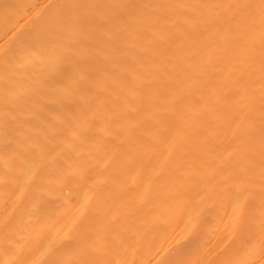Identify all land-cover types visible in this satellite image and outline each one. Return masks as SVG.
Segmentation results:
<instances>
[{"label": "bare ground", "instance_id": "obj_1", "mask_svg": "<svg viewBox=\"0 0 264 264\" xmlns=\"http://www.w3.org/2000/svg\"><path fill=\"white\" fill-rule=\"evenodd\" d=\"M8 1L6 0L5 3L13 6L15 2L16 7L21 10L22 5L20 6L19 0L18 3L16 0H10L11 4ZM26 1H24L25 4L32 3L30 0L27 3ZM46 1L41 0L40 4L36 2L37 6L34 4L36 10L41 8V12H45V16L41 12L39 15V10L35 14L31 8L32 12L29 11L31 15L29 12L30 16L27 15L29 20H25L28 18L24 15V3H22L24 4L23 12L21 11L24 14L21 16L20 12L18 15L13 13L16 7L8 6L9 9L7 4L3 6V0L2 2L0 0L2 3L0 12L5 7L6 10L3 11L6 18L11 13L14 14L12 18H17L19 14L23 18L26 16L23 19L25 22L20 19L23 21V26L17 23L21 17L16 21L8 17L16 24L8 20L10 23L6 26V30L9 29L10 33L7 36L10 39L5 36L6 41H0V43L4 42L2 46L0 45V264H58L60 262V264H105L106 259L113 264H264V225L261 224L264 223V216L261 223L260 218H257L261 224L257 225L261 229V232H257L258 237H249L251 232L249 225L254 224L250 222L254 221L255 216L249 213L253 211V208L252 210L246 208L248 216L251 214V217H245L247 206H244V199L247 200L248 193L252 197L258 196L253 194L256 187L254 190L253 188L248 190L246 194L245 187L249 184L245 183H249V179H251L250 185L254 183L252 184L254 186L255 183L257 185L259 184L257 182H260L259 186L262 185V190L264 189V181H260L264 180V175L261 174L264 171L262 149L264 123L257 121L262 120L264 116V0H140V2L135 0L138 5L142 1L143 12L142 10L139 12L142 14L145 12L143 25L140 23L141 18L140 21L138 20L142 14L138 13L140 16L137 18L142 25L137 27L141 28L138 31V36L141 33V37L138 39L137 35H134L133 37L137 39L132 40V34L131 37L128 36L131 39L128 40L127 37L125 43L121 42L122 39L118 40L121 42L120 45L116 44L117 37L111 39L115 34L112 28L114 26L117 28L116 22L122 20V17L116 22H109L111 25L112 22L116 23L110 28L113 33L109 39L116 42L106 46L105 41L101 40L105 36L103 32L101 33L103 36H100L101 41L99 36L96 37L97 32L99 35V30L103 28H98L101 23L97 29L90 30L95 24L92 18L98 13L101 16L102 9H99L100 12L98 8L92 9L98 13H92L90 9L89 14L87 10L80 11L90 16L94 14L91 18L84 13L89 19H84L85 16H83L82 20L84 19L83 21L88 25L91 24L90 29L87 27L86 30L91 31L98 40H95L88 30V32L84 30V33L81 32L83 37L79 35L80 39L77 30L81 31V28L78 26L74 31L70 28L72 26H68L73 24L77 27L80 23L81 27L83 26L81 16L77 17L79 10L74 14L77 20L81 21L76 22L77 20L72 19L76 22V26L73 21L70 22L71 24L68 22L74 14L71 13L72 16L69 15V17V10L65 11L68 14L63 12L66 7L62 6L71 0H62L57 6L52 0L54 4L49 2V7ZM73 1L75 0L70 3ZM87 1L90 0L80 2L87 4ZM92 1L89 3H100V0ZM109 1L106 3V0H102V4L105 2L104 6L109 7L111 5ZM118 1L116 6L119 4ZM126 1L125 4L124 1L122 2L124 6L121 2L119 5L124 9L125 6L127 9H132V4L130 7L127 5L132 0H128L127 3ZM76 3L79 4L76 1L74 2L76 6L68 4L67 7L74 6L73 10H70L76 11ZM82 3L79 5L84 8ZM59 5L63 9L61 15L57 13ZM112 5L115 3L112 2ZM140 5L136 8L140 9ZM30 6L33 7L31 4L28 5ZM55 6L57 15L56 13L54 16L51 15L53 18L56 15L58 21L59 18L62 19L64 13L68 18V28L65 25V16H63L65 23L59 20V23L56 21L55 25L52 18L47 17V22L50 18L52 21L48 22L51 28H47L51 30L47 31L45 29L48 24L46 20L43 22V19L49 16V10L52 9L50 7L55 8ZM92 6L89 5V7ZM99 6L94 5V7ZM118 7L116 10H119ZM47 8L49 14H47ZM135 9L131 10V12L136 11L134 15L137 13ZM116 10L114 11L117 14ZM108 12L112 11L108 10ZM125 12L129 13V10ZM125 12L122 16L124 18L126 16L125 19L129 20L128 15L133 16V14ZM115 13L111 15L114 16ZM4 15V18L2 16L0 18L2 27L7 25L6 21H2V19L6 20ZM40 16H44L41 19L43 24L40 23ZM113 16L112 19L109 17L106 19L104 14L101 18L107 21L115 20ZM118 17L121 18L120 15ZM30 18L33 19L32 22ZM98 18L96 17V20ZM26 21L30 23L27 22V24ZM2 22L6 23L1 24ZM34 22L37 26H33ZM109 23L104 25L110 26ZM136 23L134 25H137ZM60 24L64 26L61 25L60 28ZM86 24L84 26H87ZM127 24L126 26L131 28ZM38 25L43 28H39ZM52 25H58L57 32ZM122 25L119 27L121 26V29L124 32L127 30L125 33H128L130 29H123ZM24 27L26 31L29 27L34 28V31L32 29L27 31L30 37L23 30V34L20 33ZM115 27L114 31H117ZM35 28H38L37 31ZM62 28L71 30L66 31L67 36L68 33L71 34L69 36H75V32L77 38L68 39L65 36L68 40L65 41L64 37V41L60 40L62 33L66 34ZM134 28L136 26L132 30ZM11 29L17 30V34ZM39 29L44 32V35L46 33L48 35L53 29L55 34L50 33L48 37L51 35L50 39L53 40L56 35H60L57 36L59 41H56L58 39L56 37L55 41H51L53 46H49V39L40 37L44 35H38ZM105 29L109 30V27L106 26ZM58 30L62 31H60L61 34ZM94 30L97 32H93ZM5 31L3 35L2 30L0 31L2 38L6 35ZM19 33L26 38H21ZM136 33L137 31L134 34ZM84 35L88 38L92 36V39L84 38ZM123 35L119 37L124 38ZM15 36L21 38L18 39L22 43L21 46H19L18 37L15 38ZM36 36L42 41L37 40ZM12 38L13 42L17 40V46L11 41ZM7 42H10V46L5 45ZM61 42L65 43L62 45ZM234 82L236 83L233 84ZM239 82L241 84H238ZM220 83H224L223 87ZM225 83L229 84L225 85ZM211 90L217 91V97L213 95L214 98L213 96L210 98L209 94H213ZM227 90L233 94H236L234 90H237V95L241 92V99L239 96L236 97L239 98L238 100L243 99L242 103L236 101L237 98L235 99L233 94L231 96L234 97L233 99L226 98L223 94L228 93ZM248 91H253V96H250L258 99L257 104H255L256 99L254 103L253 99L249 98ZM242 92L247 93L244 96ZM221 93L228 101L222 97ZM197 95L201 98V101L198 100L201 106L196 104ZM246 96L252 99V104ZM219 97L223 99L217 100ZM221 100L226 102L223 103ZM256 116L258 119H254ZM209 123L213 130L209 129ZM203 130L207 131L206 135L214 134L216 130L219 134L221 131L219 135L217 134L218 138L215 136L216 133L214 136L212 134L208 136L213 142L217 141V149H213L214 146L212 148L214 152L209 150L211 147H205L202 151L205 145L212 144L204 138ZM203 133L204 139L200 137ZM258 142H261L263 146L261 147L260 144V148L257 146L260 151L255 147V143L258 144ZM201 145L202 149H200ZM248 145L252 149L248 148ZM214 153H217V157ZM227 153L230 154L227 156ZM254 153L257 159L245 162L244 159L255 157ZM221 154H225L222 163L218 162L221 158L223 159ZM248 154L251 156L247 157ZM242 155L246 157L243 158ZM209 157L217 159H213L211 166L215 165L217 169L221 166L220 171H225L223 172L224 180L220 178L222 182L218 180V176H222L219 169L217 171L213 169L214 166L211 169L210 165V167L204 166L207 158V164L211 163L208 162ZM241 157L244 163H247L246 167L243 166L244 163L240 164ZM200 159L204 161V164L200 163ZM261 160L262 163H260ZM214 161L220 165L217 163L216 166ZM252 161L254 164L251 163ZM256 161L259 162L258 165H262L258 166ZM248 163L253 166L250 168ZM199 166H203L204 169ZM206 167L210 169L209 173L211 171L212 173L215 171V175L218 173L217 181L221 182V184L216 183L218 187L212 183L217 182L214 173L208 176L209 170ZM247 167L250 169L247 170ZM253 167H263L262 172L260 173L261 168H258L257 173L253 174L251 171V169L254 170ZM199 168L202 174L199 173ZM231 168L240 173L239 175H243V180L244 176L248 179L241 182V186L246 185L244 188L237 186L239 185L237 181L243 180L240 177L237 180L238 177L234 175ZM230 170L233 172L231 175L235 176L234 180ZM246 170L247 173L248 171L252 173L245 174ZM203 172L207 173L209 181L204 179ZM198 173L203 175L201 186L198 185L201 180ZM251 177H256L257 182ZM228 182L236 184L232 186ZM211 185L215 187L214 189L221 187L218 193L219 200L216 196L218 190H214L213 193ZM222 185L226 189L232 190L230 187L236 186L238 190L241 188L245 191H238L235 188L239 194L235 191L236 194H233V191L231 193L229 190L230 192L226 193L228 195L223 196L221 194L225 190ZM229 185L231 186L227 187ZM209 186H211L210 193L212 191L214 194L211 193L213 198L211 201H209L211 196H208ZM199 189L201 192L204 191V194L208 190V194L207 192L205 194L206 201L205 195L202 194L203 192L200 193ZM251 190H253L252 194L249 192ZM258 192L261 191L258 190ZM229 193L232 196L237 195L235 199L238 201L242 198L240 196H243L244 203L236 200V206L233 205L234 201L231 202L233 199L230 200L232 196L230 197ZM262 193L264 194L263 191ZM263 194L261 197L259 195L258 200L249 197V204L252 201V203L257 202L258 205L254 214L264 213V206H261L264 204V202L261 203L264 199ZM225 197L230 198L228 200L232 204L224 199ZM198 198L201 206H198ZM207 200L211 208L216 202L219 206L216 205L212 210L200 209L199 207H206ZM226 202L233 205L228 211L233 212L235 208L238 209L232 213L238 218L235 215H231L234 217L230 218L228 214L230 212L226 211L229 204ZM239 203L243 206H237ZM96 206L100 213L96 210L91 211L89 215L84 213L85 210L94 209ZM239 207H242L241 215L237 214L240 211ZM225 212H228V219H226L227 215L224 216L228 226L223 222L224 226L216 222L219 228L222 226L221 229H217V224L211 221L218 230H216L217 236L212 237L215 233L198 232L199 230L203 232V228H200L204 226L205 229V226L210 223L206 219L220 220ZM224 217H222L223 220ZM204 219L205 222L202 223L205 224L207 221V224L202 226L201 221ZM229 219L232 222L236 219L248 224L246 237L234 238V234L244 235L241 230L239 232L242 234L233 231L232 235L231 231L234 227L228 235L226 234L228 238L225 237L224 233L229 232L227 230L233 226L232 223L230 225ZM248 219L252 221H246ZM257 219L255 222L258 221ZM196 222L200 223V226ZM37 223L46 229L45 234L40 237L34 235V227ZM233 223L236 224L235 226L238 223L240 226H237L238 229L244 227L242 222L240 223L243 227L239 221ZM196 225L199 227H197L198 231ZM210 226L212 224L207 227ZM255 229L257 231V228ZM211 230L212 228L208 231ZM253 234L256 232L254 231ZM43 249H45V257L39 256L38 253Z\"/></svg>", "mask_w": 264, "mask_h": 264}, {"label": "rangeland", "instance_id": "obj_2", "mask_svg": "<svg viewBox=\"0 0 264 264\" xmlns=\"http://www.w3.org/2000/svg\"><path fill=\"white\" fill-rule=\"evenodd\" d=\"M13 1H14V0H13ZM17 1H18V0H16V2H17ZM21 1H22V2H21ZM24 1H26V0H19V2H20V3H19L20 6L22 5V6H21V7H22L21 10H19V9H18L19 7H16L15 2H13L15 5H14V4H12V5H13L14 7H16V8H14V10L16 9V11H18V12L13 11V13H15V15H18L19 12L21 13V11H22V9H23V6H24V4H25ZM27 1H28V0H27ZM27 1H26V3H27ZM30 1H32V3L28 2L27 4H25L26 7L24 6V9H23V11H24L25 14H24V13H21V16H23V14L26 15V16L29 15V14L31 15V13H30V12H32V10L30 11L31 8H32L33 11L35 12V14L38 12L37 10H39V13L41 12V8L36 10V8L34 7V4H36V2H38V3L40 4V1H41V0H30ZM33 1H35V2L33 3ZM47 1H48V2H47ZM47 1H46V2H47L46 4H47L48 7H49V5H48L49 2L52 3V4H54L52 0H51V1L47 0ZM60 1H62V0H59V1H58V0H54V2H56V4H54V5L57 6V4H58ZM69 1H70V0H69ZM71 1H72V0H71ZM71 1H70V2H71ZM76 1H78L79 4L82 3V2H86V0H85V1L82 0V2H80L81 0H75V1H73V3H70V2H69L70 4H69V3H68V4H69V5H75L74 2H76ZM90 1L93 2L92 0H90ZM90 1H87V4L85 3L86 5H88V6H87L88 8H87L86 5L83 4V3H82V5H83L84 8L80 7L81 4L79 5V4L76 3V4H77V7H76L77 9H76V11L79 10V13H78V11H77V12H76V11H71V10H73V7H74V6H73V7L70 6V7L68 8L67 6H69V5H68V4H65V3H64L65 6H62V7H64V8L66 7L67 9L65 8L66 10H65V9L63 10L62 7L59 5V6L61 7V9H60L59 6H58V11L56 10L57 7L55 6V8H53L54 6L51 4V6H53V7H50V8H52V9L49 10V11H50V14H49V12H48V8H47V12H48L47 14H49V16H46V17L44 18V16L46 15V14H44L45 12H41V13L44 14V16H42V17L40 16V20H41L42 18H44V19H43V22H44V20H46L47 17H48V19H49V17H51L52 20H53V23L55 22L54 24H53V23H51V24L55 25V24H56V21H57V20H56V15H57V13H58V15H61V14H62V10H63L64 13H66L65 11L69 10V12L67 11L69 14L66 13V14H68V16H69V15L72 16L71 13L74 14V12H75V14L78 13L79 15H78L77 17H80V16H81L80 19L82 20V17L85 16L84 13L87 12V13L89 14L88 11H90V9L92 10L93 8H94V9H95V8H96V9L98 8V11H99V12H100L99 9H102L103 11H102V15H101V16L104 17V14H105V18H106V17L108 18L111 14H114V13H115L114 10H116L117 7L119 6V7H118L119 10H116V11L119 12V11L121 10V12H119V13L117 12V14L115 13V15H116L117 17H116L115 15H114V16L111 15V18L109 17V19H112V16H113V19H115V20H109V19H108L109 21H107V20H106L107 18H106V19H105V18L103 19V17L101 18L100 13H98V11L94 12V11H93L94 9L92 10V11H93L92 13H98L97 15L94 16V14H93V15L91 14L92 16H90V15H88V14L86 13V15H87V16H90L91 18L94 16V17L92 18V20L95 21V22L93 21V24H94V23H95V24H94V25L92 24V25H93V26L96 25V26H95V27L92 26V27H91L92 29H90L91 24L88 25V24L85 23V21H83L84 19H89V18H86L87 16L83 17L84 19L82 20V23H83V22H84V23L82 24V25H83L82 27H81V23H80V22H79L80 24H78L77 27H74L73 24L70 23V22L73 21L72 19H74V21L77 20L75 14H74L75 16L73 15L74 18L72 17V18H71V21H70V20H68L67 16H65V14L63 13V16L66 17V23H65V21H63V20H64V19H63V16H62V17L59 16V17L62 18V19L59 18V20H60V22L63 21L62 23H65L66 26L68 25L67 23L69 22L71 25H68V26H69V27L72 26L73 28H75V29H73L72 27H70V28H71L72 30H74V31L77 30L76 28H78V26H79V28H81V31H80V29L77 30L78 32L76 31V32L78 33V36L81 35V32H83V30H84V32H85V31H87L88 29H90L91 31H92L93 29H95V28L97 29L98 25L101 23V25H99L98 28H99V29H100L101 27H103V28L100 29V30L98 29V30L100 31L99 35H98V32H97L96 30H94L93 32H95V33L97 32L96 37L99 36V40H100V36H103V34H101L102 32L104 33L105 36H106V35L108 36V37L106 36V38H105V36H104L103 38H101V40H102L103 42H104V41L106 42V43L104 42L105 46H106V45H109V43H112V42L115 43V42H116L115 40H109L110 37L112 36V33H113V32H115V34H114V36H113L111 39L117 37V42H116V44L118 43L119 45L121 44V42L125 43V42L127 41V37L130 36V35H132V34H133L132 37L130 36V37L132 38V40L137 39V38L133 37L134 35H135V36L137 35L136 37H138V39H139V37H141V36H140L141 33H139V36H138V31H140L139 29H141V28H137V27H138V26H141V27H142V25H143V20H145V17L143 16V15L145 14V12H144V14L140 13L141 10H142V4H141L142 1H141V3H139V5L141 4V5H140V7H141L140 9H139V8H136V7H139V5H138V2H137V1H136L137 4L135 3V0H132L131 2H129V3L127 4L129 7L131 6L130 4H132L133 7H134V4H136V5H135L136 7H134V8L131 7L132 9H130V8L127 9L126 6H125V9L123 8L124 5L122 4V2L124 1V4H125V0H123V1H120V0H119V1H118V0H116V1H115V0H111L113 3H115V5H112V2H110L109 0H106V3L109 1V3L111 4V5H110V4L108 3V4L110 5L109 7H108V5L104 6L105 2L102 4V0H100V3H99V4H101L100 6H99V4H91V3H89ZM98 1H99V0H98ZM103 1H105V0H103ZM114 1H115V2H114ZM117 1L119 2V4H120V2H121V5H123V6L121 7V5H119V4H117V6H116ZM127 1H128V0H127ZM127 1H126V3H127ZM133 1H134V2H133ZM1 2H2V0H1ZM1 2H0L1 5H2V3H4L3 6H4L5 4H7V3H5L6 0H5V1L3 0L2 3H1ZM9 2H10V0L8 1V3H9ZM139 2H140V0H139ZM17 3H18V2H17ZM22 3H24V4H22ZM133 3H134V4H133ZM9 4H11V3H9ZM30 4H31L33 7H31V6L28 7V5H30ZM39 4H38V5H39ZM17 5H18V4H17ZM78 5H79V6H78ZM89 5H90V6L93 5V6H92V7H89ZM94 5L99 6V7H94ZM137 5H138V6H137ZM3 6H2V7H3ZM5 6H6V5H5ZM8 6H9V7H13V6H10V5L7 4V7H8ZM36 6H37V4H36ZM39 6H40V5H39ZM44 6H45V5H44ZM75 6H76V5H75ZM113 6H115L116 8L113 7ZM9 7H8V8H9ZM42 7H43V6H42ZM85 7H86V8H85ZM102 7L105 8V9L107 10V12H108V10H111L112 12H108V15H107V12L105 13V9H103ZM111 7H112V8H111ZM0 8H1V7H0ZM8 8H7V9H8ZM78 8H79V9H78ZM80 8H81V9H80ZM135 8L137 9V13H135V15H134V12H136V11H134V12L132 11V12H133V13H132L131 10H134ZM4 9H5V7H4ZM4 9L2 8V12H3V13L0 12V13H2V15L0 14V18H1V16L3 17V15H4V11L6 10V9H5V10H4ZM9 9H10V8H9ZM11 9H12V8H11ZM45 9H46V8H45ZM45 9H43V10L45 11ZM53 9H54V10H53ZM70 9H71V10H70ZM82 9H84L85 11L87 10V11L84 12V13H82V12H83ZM122 9H123V10H122ZM136 9H135V10H136ZM138 9H139V10H138ZM3 10H4V11H3ZM12 10H13V9H12ZM12 10H11V11H12ZM35 10H36V11H35ZM43 10H42V11H43ZM51 10H52V11H51ZM59 10H60V11H59ZM74 10H75V9H74ZM125 10H126V11L129 10V13L125 12ZM23 11H22V12H23ZM29 11H30V12H29ZM53 11H54V12H53ZM56 11H57V13H56ZM80 11H82V12H80ZM139 11H140V12H139ZM28 12H29V14H28ZM34 12H33V14H34ZM59 12H60V14H59ZM124 12H125L126 14H133V16L128 15V16H130V18L127 17V18L129 19V20H127V19H125L126 16H125V18H124V16H122V15H124V14H123ZM142 12H143V10H142ZM13 13H11V15H8V14H10V12H8V14H7L8 17L12 18V16L14 15ZM41 13H40L39 15H41ZM54 13H56L55 18H53ZM80 13H82L83 15H82V14L80 15ZM90 13H91V11H90ZM103 13H104V14H103ZM109 13H110V14H109ZM121 13H122V14H121ZM138 13H140V15L142 14L141 17H139L140 15L138 16ZM5 14H6V12H5ZM12 14H13V15H12ZM43 14H42V15H43ZM51 14H53V16H52ZM118 14L120 15L121 18L118 17V16H119ZM30 15H29V16H30ZM39 15L37 14V16H39ZM50 15H51V16H50ZM98 15H99V18H98ZM106 15H107V16H106ZM4 16H5V18H6V15H4ZM21 16H20V14H19V16H17V18H16V17H13L12 19L16 21V19H18V18L21 17ZM26 16H25V17H26ZM29 16H27V18H28ZM70 16H69V17H70ZM8 17L6 18V20H5V19H2V21L4 20V21L7 22V25H3V27L5 26L4 28L2 27V25H0V27H1L0 31L2 30V32H1L2 35L4 34V31L6 30V26L9 25L8 23L11 22V23H13V24H16L14 21H10V20H12V19L9 20ZM25 17H24V18H25ZM31 17H32V16H31ZM96 17H97L99 20H98V19L96 20ZM122 17H123V19H122ZM134 17H135L136 19H135ZM138 17H139V19H138L139 21H140V18H141L142 21H141L140 23H142V25L138 22V20H137ZM143 17H144V19H143ZM3 18H4V17H3ZM24 18L21 17V18H19V19L17 20V21H19V22H17V23L21 24L20 26H23L22 24H23V21H24L23 19H24ZM32 18H35V17H32ZM51 18H50V21L48 20L49 23L52 22V21H51ZM57 18H58V16H57ZM75 18H76V19H75ZM91 18H90V19H91ZM116 18H117V19H116ZM20 19H22L23 21L20 20ZM37 19L39 20V18H37ZM54 19H55V21H54ZM69 19H70V18H69ZM119 19H122V20H123V22H122V20H120V21L122 22L123 25L121 24L120 21H119L120 23H119V22H116V21H118ZM130 19H132V20L134 19L133 22H131L132 20H130ZM8 20H9L10 22H8ZM25 20H29V18H28V19L25 18ZM30 20H31V18H30ZM40 20H39V21H40ZM59 20H58V21H59ZM67 20H68V22H67ZM81 20H77L76 22L81 21ZM100 20H102V22H103V21H104V22H103V23H102V22H99ZM124 20L127 21L128 24H127ZM21 21H22V22H21ZM32 21H33V19L31 20V22H32ZM35 21H37V20L35 19ZM39 21H37V22H39ZM58 21H57V22H58ZM74 21H73V23L75 24L76 22H74ZM111 21H113V22L115 21L117 24L112 22V25H111V23H109V22H111ZM128 21H130L131 24H133V25H134V23L137 22V23H136L137 25H134V26H133V25H131L130 22H128ZM134 21H135V22H134ZM6 22H2L1 24H5ZM24 22H25V21H24ZM27 22L30 23V21H26V23H27ZM43 22H42V20L40 21L41 24H43ZM48 22H47V20H46V23H47L48 25H46V29L44 28V29L47 30V31H49V29L51 28V25L49 26V23H48ZM98 22H99V23H98ZM107 22L110 24V26H109V25H106L107 28L109 27V30H110V32H111L110 34H109V30H108V29H107V30L105 29L106 26H105L104 24H105V23L108 24ZM26 23H25V24H26ZM28 23H27V24H28ZM40 23H37V24H40ZM58 23H59V22H58ZM58 23H57V24H58ZM118 23H119V25H122V26H123V29L128 28V27L126 26V24H127L129 27H131V28H128V29H130L129 32H128L129 34H128V33H125V32H127V30H125V32H124V31L121 29V26L119 27ZM124 23H125V26H124ZM19 24L16 25V26H18L17 29L20 28V27H19ZM25 24H24V25H25ZM34 24H35V25H34ZM85 24H86L87 26H84ZM115 24H116L117 28L114 26ZM129 24H130V25H129ZM138 24H139V25H138ZM10 25H12V24H10ZM30 25H32V24H30ZM53 25H52V28H53V29L56 28V29H55L56 31H55V30H54V31L57 32V27H58V25H56L57 27H56V26H53ZM61 25H62V27L64 26L63 24H60V28H61ZM102 25H103V26H102ZM14 26H15V25H14ZM14 26H13V27H14ZM33 26H37L35 22L33 23ZM68 26H67L66 28H68ZM75 26H76V24H75ZM112 26H114V27L116 28L117 31H114V27L112 28ZM135 26H136V28H134V30H132L133 27H135ZM13 27H12V28H13ZM27 27H28V26H27ZM27 27H26V28H27ZM38 27H39V25H38ZM40 27H41V25H40ZM40 27H39V28H40ZM44 27H45V26H44ZM47 27H50V28L48 29ZM87 27H88V29L86 30ZM124 27H125V28H124ZM14 28H16V27H14ZM41 28H43V27H41ZM58 28H59V27H58ZM82 28H83V29H82ZM110 28L113 29V32H112V29H110ZM30 29H32V27H29V29H27V31L30 30ZM36 29H38V28H35V31H37ZM53 29H52V32H50V33L55 34V33L53 32ZM62 29H64L65 32H66V31H69V29H68V30H67V29L65 30V28H62ZM118 29H119V30H122V31L120 32ZM11 30H13V29H11ZM22 30H23V31L25 32V34H26L27 31H26L25 27L22 28V29L20 30V33H22ZM32 30L34 31V28H33ZM32 30H31V31H32ZM39 30H40V29H39ZM50 30H51V29H50ZM101 30H102V31H101ZM13 31H14V30H13ZM16 31H17V30H16ZM16 31H14V32L16 33ZM31 31H30V34H32ZM47 31H46V32H47ZM58 31H59V33H60L61 30H58ZM70 31H71V30H70ZM70 31H69V32H70ZM74 31H73V32H74ZM79 31H80V32H79ZM88 31H89V30H88ZM88 31H87V32H88ZM91 31H89L90 34H91ZM136 31H137V33L134 34ZM5 32H6V33H5L6 35L3 36L4 38H2L1 33H0V37H1L0 41L5 40V36H7V35L9 36V33H10V32H9V29H8V31L6 30ZM7 32H8V34H7ZM11 32H12V31H11ZM17 32H18V31H17ZM61 32H62V31H61ZM73 32H71V33H73ZM84 32H83V33H84ZM87 32H86V33H87ZM105 32H106L107 34H106ZM116 32H118V33L116 34ZM131 32H132V33H131ZM15 33H13V34L16 35L17 33H16V34H15ZM20 33L18 34L19 36H21ZM36 33H37V32H36ZM38 33H40V34H38V35H44V34H43L44 32H41V30H40ZM41 33H42V34H41ZM50 33H49V34H50ZM83 33H82V34H83ZM95 33H94V35H95ZM124 33H125V35H123ZM130 33H131V34H130ZM11 34H12V33H11ZM11 34H10V35H11ZM22 34H23V33H22ZM34 34H35V33H34ZM49 34H48V35H49ZM56 34H57V33H56ZM60 34H61V33H60ZM63 34H64V36H63ZM74 34H75V36H69V35H71V34L68 33V36H67V32H66V34L63 32V33H62V36H60V35H56L55 38H56L57 36H58V37H59V36L61 37L60 40H63V37L65 38V36H66V38H68V39H70V37H75V38H77L75 32H74ZM74 34H72V35H74ZM88 34H89V33H88ZM88 34H87V35H88ZM90 34H89V35H90ZM92 34H93V33H92ZM92 34H91V35H92ZM119 34H120V35H123L122 37H124L125 39H124V38H120V37H119V36H120ZM26 35L30 37L29 32H27ZM45 35H47V33H46ZM45 35H44V36H40V37H46L47 40L49 39L50 41L48 40V42L50 43V45H49V44H46V43H44V44H46L47 46H48V45H49V46H53V45H51V41H55V38H54L53 40H51V39H50L51 35H50V37H48V35H47V36H45ZM87 35H84V38H88L89 35H88V36H87ZM109 35H110V36H109ZM116 35H117V36H116ZM118 35H119V36H118ZM126 35H127V36H126ZM8 36H7V37H8ZM19 36H15V38L18 37V38H17V40H18V39H21L22 37H25V36L22 35L21 38H19ZM52 36H53V35H52ZM81 36H82V35H81ZM81 36H79L80 39H81ZM92 36H93V35H92ZM92 36L89 37L88 39H90V38L92 39ZM125 36H126V37H125ZM29 37H28V38H29ZM33 37H34V36H33ZM33 37H31V38L33 39ZM37 37H38V36H36V38H37ZM58 37H57V38H58ZM79 37H78V39H79ZM82 37H83V36H82ZM96 37L93 36V38H94L95 40H98ZM8 38H9V37H8ZM13 38H14V37H13ZM13 38L11 39L12 42H13ZM25 38H26V37H25ZM52 38H53V37H52ZM66 38L64 39L65 41L68 40V39H66ZM131 38L128 37V40L131 39ZM133 38H134V39H133ZM9 39H10V38H9ZM38 39H39V38H37V40H38ZM43 39H44V38H43ZM71 39H72V38H71ZM103 39H106V40H103ZM115 39H116V38H115ZM120 39H122L121 42L118 41V40H120ZM17 40L15 39L14 41H16V42H13V43H15L16 46H17L18 43H19V46H21L22 43H20L19 40H18L19 42L17 43ZM35 40H36V39H35ZM40 40H41V38L39 39V41H40ZM44 40H45V39H44ZM64 40H63V41H64ZM101 40H100V41H101ZM123 40H124V41H123ZM5 41H6V40H5ZM9 41H10V40H9ZM11 41H10V42H11ZM41 41H42V40H41ZM56 41H59V38H58ZM107 41H108V42H107ZM110 41H111V42H110ZM10 42H9V43L7 42L5 45H9V46H10ZM12 42H11V43H12ZM44 42H46V40H45ZM2 43H4V42H2ZM2 43H0V45H1ZM52 43H53V42H52ZM61 43H62V42H61ZM63 43H65V42H63ZM63 43H62V45H63ZM107 43H108V44H107ZM15 44H12V45L14 46ZM53 44H55V43H53ZM118 44H117V45H118ZM41 45H43V44H41ZM60 45H61V44H60ZM123 45H124V44H123ZM1 46H2V45H1ZM231 83H232V82H231ZM231 83H230V85H231ZM235 83H236V82H234L233 84H235ZM245 83H247V82H245ZM245 83H244V84H245ZM226 84H229V83H225V85H226ZM233 84H232V85H233ZM238 84H241V83L239 82ZM238 84H236V85H238ZM220 85H221V87H223L222 85H224V83H222V84L220 83ZM220 85H219V87H220ZM236 85H234V86H236ZM238 86H240V85H238ZM221 87H220V88H221ZM211 91H213V94L211 95V94H209V92H207V95L209 94V95L211 96V97H210V96L208 95L210 98H212L213 95L217 97V93H216L217 91H215V90H211ZM234 91H236V92H235L236 94H233V92L230 93V91L227 90L228 93L223 94V95H225L226 98H228V97L230 98V97L232 96V94H233V96L235 97V99L237 98L236 96H239V98L241 99V97H242V96L240 97L241 92L239 93V95H237V94H238V91H237V90H234ZM239 91H241V90H239ZM214 92L216 93V95H215ZM248 92H249V91H248ZM252 92H253V91L249 92L250 94L248 93V95H249V98H252V99H253V97H252V96H253ZM211 93H212V92H211ZM242 93H243V92H242ZM246 93H247V92H246ZM246 93H243L244 96H245ZM243 94H242V95H243ZM221 95H222V93H221ZM221 95H219V96H221ZM223 95H222V97H224ZM227 95H230V96H227ZM248 95H247V96H248ZM250 95H252V96H250ZM214 96H213V98H214ZM247 96H246V97H247ZM234 97H233V98H234ZM226 98L224 97V99H226ZM231 98H232V97H231ZM233 98H232V99H233ZM239 98H237L236 101H237ZM243 98H244V97H243ZM247 98H248V97H247ZM247 98H246V100H247ZM249 98H248V99H249ZM196 99H197L196 104L198 103L197 105H200V104H199V101H201V100H200L201 98L198 97V95H197V96H196ZM220 99H223V98H220V97H219V99H217V100L220 101ZM244 99H245V98H244ZM252 99H251V100L249 99V101H251L250 104H252ZM255 99H256V101H255L256 103L254 102ZM198 100H199V101H198ZM210 100H212V99H210ZM214 100H216V98L213 99L212 101L214 102ZM226 100L228 101V99H226ZM226 100H225V101L221 100V101L224 103V102H226ZM229 100H230V99H229ZM242 100H243V99H242ZM242 100H238V102L240 103ZM257 100H258L257 98H254V99H253V102H254L255 104H257V103L259 102V101H257ZM219 101H217V102H219ZM231 101H232V100H231ZM234 101H235V100H234ZM234 101H233V102H234ZM244 101H245V100H244ZM249 101H248V104H249ZM260 101H261V100H260ZM213 102H212V103H213ZM238 102H235V103H238ZM246 102H247V101H245V103H246ZM263 102H264V101H263ZM230 103H231V102H230ZM241 103H242V102H241ZM260 103H261V102H260ZM215 104H216V102H215ZM218 104H221V103H218ZM228 104H229V103H228ZM246 104H247V103H246ZM222 105H223V104H222ZM231 105H234V104H231ZM200 106H201V105H200ZM199 109H201V108H199ZM201 110H202V109H201ZM226 113H227V112H226ZM262 114H263V113H262ZM262 114H259V115H262ZM258 117H259V116H258ZM260 117H262V116H260ZM255 118L258 119L257 116L254 117V119H255ZM263 119H264V116H263ZM263 119H262V120H259V119H258L257 121H260V123H264ZM213 121H214V120H213ZM213 121H211V123H214V122H215V121H214V122H213ZM261 121H262V122H261ZM251 122H252V121H250V123H251ZM251 124H252V123H251ZM251 124H250V125H251ZM253 124H255V123L253 122ZM209 126H210V123H209ZM213 126H214V125H213ZM216 126H217V125H216ZM211 127H212V126H210L209 129H212ZM217 127H218V126H217ZM217 127H216V128H217ZM214 128H215V127H214ZM216 128H215V129H216ZM248 128H250L249 125H248ZM206 129H207V128H206ZM215 129H214V130H215ZM212 130H213V129H212ZM217 130H218V129H217ZM217 130L214 132V134L217 132ZM204 131H205V130H203V132H204ZM210 131H211V130H210ZM222 131L225 132L224 130H222ZM206 132H207V131L204 132V133H205L204 138H206L207 141H208V142H211L212 144L208 143V144H210V146L207 145V146H208V147H207V146L205 145L204 148H203V146L201 145L202 147H201L200 149L203 148V149H202V151H203V150H205V147H206V148L211 147V148H209V150H212V151H213V149H217V148H216V146H217V145H216L217 141H216V139H215L216 142H213V141H212V138H209V137H208L210 133H207V135H206ZM208 132H209V131H208ZM218 132H219V131H218ZM223 132H222V135H223ZM204 133H203V134H200V137H201V138H203L202 135H204ZM220 133H221V131L219 132V134H220ZM211 134H212V133H211ZM211 134H210V136H211ZM214 134H212V135L214 136ZM217 134H218V133H216L215 136H217ZM219 134H218V135H219ZM225 134L229 135L228 132H227V133L225 132ZM225 136H226V135H225ZM204 138H203V139H204ZM214 138H215V137H214ZM217 138H218V136H217ZM223 138H224V137H223ZM203 139H201V140L203 141ZM260 139H261V138H260ZM260 141H261V140H260ZM205 142H206V141H205ZM205 142H203V143H205ZM203 143H202V144H203ZM260 143H261V142H258V144L255 143V145H256V146H255L256 149H258L257 146H259ZM206 144H207V142H206ZM262 144H263V146H264V140L262 141ZM211 145H212V146H211ZM251 145H252V144H251ZM253 145H254V144H253ZM260 145H261V144H260ZM213 146H214V148H213ZM263 146L261 145V147H263ZM253 147H254V146H253ZM255 147H254V149H255ZM212 148H213V149H212ZM248 148H250V145H248ZM259 148H260V146H259ZM250 149H252V148H250ZM256 149H255V150H256ZM262 149H263V151H264V147H263ZM258 150L260 151V149H258ZM258 150H257V151H258ZM226 151H227V150H226ZM246 151H247V149H246ZM246 151H245V152H246ZM248 151H249V150H248ZM251 151H253V150H251ZM263 151H262V152H263ZM213 152H214V151H213ZM222 152H223V150H222ZM224 152H225V151H224ZM229 152H230V151H229ZM243 152H244V151H243ZM243 152H241V153H243ZM254 152H255V151H254ZM262 152H261V154H263ZM248 153L251 154L250 152H248ZM258 153H259V152H258ZM216 154H217V153H214V156H215ZM228 154H230V153H227V156H228ZM245 154H247V152H246ZM249 154L246 155V156L249 157V156L253 155V154H251V155H249ZM261 154H259V156H260ZM203 155H204V154H203ZM219 155H220V154H219ZM221 155H222L223 159L221 158V156L218 157L219 159L221 158L220 161H218V162H220V163H222L221 161L224 160V158H225V156H223V155H225V154H221ZM211 156H212V155H211ZM211 156H210V157H211ZM227 156H226V158H227ZM242 156H243V158L246 157L245 155H242ZM254 156H255V157L251 156L250 158H246V159H249V160L244 159L245 162H248V161L250 162V159H252V160L255 159V160H256L257 158H256L255 153H254ZM262 156H263V155H262ZM201 157H202V156H201ZM203 157L205 158V156H203ZM210 157H209V158H210ZM216 157H217V155H216ZM260 157H261V156H260ZM207 159H208V158H207ZM207 159H206V163H205L206 165H204V166H208V167H210V166H211L210 164H212V161H213L214 158H213V159L210 158V160H209L208 162H211V163H208V164H207ZM214 160H217V159L215 158ZM244 160H242V157H241V160H240V161H242V163L240 162V164L243 165ZM262 160H263V159H262ZM262 160L260 161V163H262ZM201 162L203 163L204 161H203V160L201 161V159H200V163H201ZM214 162H215V161H214ZM214 162H213V163H214ZM218 162H217V163H218ZM256 162H257V161H256ZM256 162H255V165H256ZM215 163H216V162H215ZM215 163H214V164H215ZM217 163H216V166H217ZM251 163L254 164L253 161H252ZM258 163H259V162H257V165H258ZM203 164H204V163H203ZM263 164H264V161H263ZM209 165H210V166H209ZM218 165H220V164L218 163ZM221 165H222V164H221ZM223 165H224V164H223ZM245 165L247 166V163H246V164L244 163L243 166H245ZM248 165H249V163H248ZM255 165H254V167H255ZM261 165H262V164H261ZM261 165L259 164L258 166H261ZM213 166H214V167H213ZM213 166H211L210 169H211L212 167H213V169H214V168L217 169V167H215V165H213ZM239 166H241V165H239ZM243 166H242V167H243ZM246 166H245V167H246ZM249 166H250V165H249ZM252 166H253V165H252ZM252 166H250V168H251ZM199 167H201V166H199ZM220 167H221V166H220ZM220 167H219V168H220ZM226 167H227V166H226ZM228 167H229V166H228ZM231 167H232V166H231ZM245 167H244V168H245ZM254 167H253V168H254ZM201 168H203V166H202ZM201 168H199V169H200V170H199V173L202 174ZM219 168H218V169H219ZM240 168H241V167H240ZM250 168L247 167V170L250 169ZM258 168H261V171H259V172H260V173L262 172V168H263V167H256V168H254L255 171L251 169V171L253 172V174L256 172V169L258 170ZM203 169H204V168H203ZM206 169L209 170L208 172H207V170H206V172L208 173V176H211V175H209V174H213V173L215 172V171H214V172L212 173V171H211V173H209V172H210V169H208L207 167H206ZM218 169H217V171H218ZM221 169H222V168H221ZM231 169H232V168H231ZM263 169H264V168H263ZM222 170H224V169H222ZM247 170H246V173H245V174H248V173L250 172V171H248V173H247ZM259 170H260V169H259ZM219 171H220V169H219ZM227 171H229V169H227ZM232 171H233V169H232ZM206 172H203V174H204L205 176H206V174H207ZM220 172H222V173H221L222 176H220V177L218 176V180H219L220 178H222V179L224 180V177H225V176L223 175V172H225V171H220ZM230 172H231V170H230ZM233 172H234V175H235L236 177H238L237 180H239L240 178H242V180H243V175H239L240 173H238L236 170L233 171ZM233 172H231L230 175H231ZM244 172H245V171H244ZM252 172H250V173H252ZM259 172H258V174H257L258 176L260 175ZM199 173H198V174H199ZM237 173H238V175H237ZM256 173H257V172H256ZM256 173H255V174H256ZM201 174H199V176H200L199 179L201 178V180H200L201 182H200V181L198 182V185H200V186L202 185V184H200V183H202V177H203V175H201ZM217 174H218V173H217ZM217 174H216V175H217ZM261 174H262V176H263V175H264V171H263V173H261ZM214 175H215V173H214ZM216 175H215V179H216V181H217V176H216ZM250 175L253 176L252 174H250ZM250 175H248V176L250 177ZM257 175H254V176H257ZM205 176H204V179L206 178V180L209 181V178L207 179L208 176H206V177H205ZM223 176H224V177H223ZM231 176H233V175H231ZM231 176H229V177H231ZM235 176H233L232 179H233ZM241 176H242V177H241ZM262 176H261V177H262ZM239 177H240V178H239ZM249 177H248V178H249ZM212 178L214 179V177H212ZM251 178H252V177H251ZM255 178H256V177H255ZM255 178H252V180H253V179H254V181L258 180V179L255 180ZM257 178H258V177H257ZM263 178H264V176H263ZM204 179H203V181H204ZM226 179H227V178H226ZM226 179H225V181H226ZM229 179H230V178H229ZM234 179H235V178H234ZM234 179H233V180H234ZM246 179H247V178H245V176H244V180H245V181L248 180V179H247V180H246ZM261 179H262V178H261ZM223 180L220 179L219 181L222 182ZM227 180H228V179H227ZM230 180H231V179H230ZM237 180H236V181H237ZM244 180H243V181L239 180L240 182L237 181V183L239 184V185H237V186H241V185H242L241 182H244ZM259 180H260V179H259ZM207 181H206V182H207ZM210 181H211V179H210ZM212 181H213V180H212ZM219 181H217V182L214 181V182H212V183H215V184H213V185H214V186L216 185V186L218 187V185H217L216 183H218ZM225 181H224V182H225ZM249 181H250V182H249ZM260 181L263 182L264 180H260ZM204 182H205V181H204ZM221 182H219V184H221ZM226 182H227V181H226ZM248 182H249V183H245V184H249V186H251L252 184H254V183H252V184L250 185V183H251V179H249ZM256 182H257V181H256ZM208 183H210V182H208ZM208 183H206V185H207ZM229 183H230V182H228V184H229ZM257 183L261 184L260 182H257ZM203 184H204V183H203ZM210 184H211V183H210ZM226 184H227V183H226ZM230 184H231V183H230ZM233 184L235 185L236 183H232L231 185L233 186ZM259 184L256 185V183H255V185H254V186L252 185L251 188H249V186H246V185L241 186V187L244 188V187L246 186V187H245V189H247L246 194H247L248 190H250V189H252V188H253V190H254V189H255L254 187H256V190H254V192H253V190H251V191H249V192H251V194H252V192H253V194L255 193V196L258 194L257 198L253 196L254 198H256V199L258 200V199L261 197V194H263L262 191L264 192V189L262 190V185H261V187H260ZM262 184H263V183H262ZM204 185H205V184H204ZM231 185H229V186H227V187H230ZM200 186H199V187H200ZM211 186H212V185H211ZM211 186H209L208 188H210ZM220 186H221V185H220ZM232 186L230 187L232 190H230V189H228V188L226 189V187L224 188V186L222 185V188H223L226 192L224 191V193L221 194V195H223V196H227V195H228V194L226 195L227 192H230V191H231V193H232V191H233V194H236L238 191H243V190H244V189L241 190V188H240V190H238V188H236V186H234V187L238 190V191H235V188H232ZM217 187H216V189H217ZM258 187H260V189H257ZM212 188H213V186H212ZM214 188H215V187H214ZM214 188H213V193L215 192L214 190H216V189H214ZM220 188H221V187H220ZM220 188L217 189V190H218V192L216 193L217 199H218V198L220 199V196H218V193H219ZM248 188H249V189H248ZM200 189H201V188H200ZM200 189H199V190H200ZM203 189L205 190L204 187H203ZM223 189H222V190H223ZM210 190H211V188L209 189V191L206 190V192H207V191L209 192V194H208V192H207L208 196H209V195L211 196V197H209V198H210L209 201H211V199H213V198H212V195H211L212 191H211V193H210ZM217 190H216V191H217ZM229 190H230V191H229ZM258 190L261 191V192H258ZM234 191H235L236 193H235ZM244 191H245V190H244ZM255 191H256L257 193H256ZM202 192H203V193H202ZM202 192H201V190H200V193L204 194V191H202ZM206 192H205V194H206ZM220 192H221V191H220ZM200 193H199V196H200ZM213 193H212V194H213ZM205 194H204V195H205ZM238 194H239V192H238ZM242 194H243V193H242ZM248 194H249V196H248V198H247V200H248L247 203H246L247 200L244 199L243 196H240V195H239L240 198L242 197V198L245 200V204H246V205L244 204V206H247V207H245V211H246V208H249V209H251V210H252V208H253V211H249V213H252V214H253L252 216H255V217H254L255 219H257V218L259 217V218H260V223H261V222L264 221V220L262 219L263 216H264V213H263L264 211H263L260 207H261V206L263 207L264 204H262L261 206L259 205V208L263 211V212H262L263 214H262V215H260V213H259V214H258V213H257V214H254V213L257 211V209H258V205H257V202H256V203L254 202L256 199L253 201L255 204L252 203V201H251V203L249 204V202H250V201H249V199H250L249 197H252V195L250 196V193H248ZM204 195H203V196H204ZM213 195H214V194H213ZM259 195H260V197H259ZM263 195H264V194H263ZM199 196H198V197H199ZM201 196H202V195H201ZM229 196L231 197L232 195H230V193H229ZM229 196H228V197H229ZM236 196H237V195H233V196H232L233 198H232V197H231V199L228 198V199H230V200L233 199L231 202L234 201L235 204L233 203V205H235V206H236L237 202H239V201L242 202V198L238 201L237 199H235ZM239 196H238V199H239ZM206 197H207V195H205V201H206ZM253 197H252V198H253ZM199 198H201V197H199ZM199 198H198V201L200 200ZM236 198H237V197H236ZM245 198H246V196H245ZM252 198H251V199H252ZM262 198H264V197H262ZM203 199H204V198H203ZM214 199H215V196H214ZM217 199H216V200H217ZM219 199H218V200H219ZM221 199H222V198H221ZM224 199H226V197H225ZM224 199H223V200H224ZM228 199H226V200H227L228 202H230V200H228ZM234 199H235V200H234ZM216 200H214V202H215ZM223 200H222V201H223ZM236 200H237V202H236ZM257 200H256V201H257ZM95 201H96V200H95ZM198 201H197V202H198ZM202 201H203V200H202ZM205 201H204V203H205ZM220 201H221V200H220ZM222 201H221V202H222ZM224 202H225V200L223 201V205L225 204ZM228 202H226V203H228ZM231 202H230V203H231ZM260 202H261V201H260ZM263 202H264V199L262 200L261 203H263ZM98 203L100 204V203H103V202H98ZM207 203H208V204H206V207H203V208L199 207V208L202 209V210H203L204 208H208V209L212 210V208H213V207L215 208L216 205H217V204H216L217 202H216V203H215V206L212 204L213 207L211 208L210 202H208V200H207ZM230 203H228L229 205L227 204V205L229 206V208H228V206H227L226 211L230 210L231 207H233V205H230ZM242 203H244V202H242ZM202 204H203V202H202ZM221 204H222V203H221ZM231 204H232V203H231ZM247 204H248L249 206H248ZM252 204H253L254 206H252ZM240 205L243 206V205L240 204V203H239V205H237V206H240ZM256 205H257V206H256ZM98 206H99V205H98ZM98 206L94 207V209L85 210L84 213L87 214V215H89V213H90L91 211H94V210H96L98 213H100V211L97 209ZM198 206H201L200 201H199V203H198ZM203 206H204V205H203ZM209 206H210V208H209ZM217 206H219V203H218ZM220 206L222 207V205H220ZM251 206H252V207H251ZM250 207H251V208H250ZM256 207H257V209H255ZM197 208H198V207H197ZM217 208H218V207H217ZM237 208H238V207H237ZM239 208H240V207H239ZM241 208H242V207H241ZM241 208L239 209L240 211H239L237 214H240V212H241ZM233 209H234V208H232V210H233ZM249 209H248V210H249ZM254 209H255V210H254ZM197 210H198V209H197ZM205 210H207V209H205ZM213 210H214V209H213ZM234 210L237 211L238 209L236 210V208H235ZM261 210H260V211H261ZM215 211H216V209H215ZM235 211H233V212L228 211V212H230V213L225 212V213L221 216V219H220L221 221L218 220V218H217L216 220H214V218H210L211 220H208V219L205 218L207 221H210V223H209L208 225H206V224H207V221H206L205 224L202 223V222H205V219H204V221H203V220L201 221V225H202V224H203V225H206V226H205V229H204V226H203V225H202L203 227L200 228V229L203 228V229H202L203 232H201V230L198 231V229H197L198 226H197V225H196V229H197V231L200 232L201 234L204 233V232H209L210 234H212V233H215V234H216V235L214 234L212 237L217 236V235H218V234H217V231H218L217 229H221V228H222V226H220V228H219V225H221L222 222H223V224H227V226L229 225L228 223H226V220H225V217H226V216H225V215H227V218H226V219H228V214H230V215H229L230 218H233V217H234V216H231V215H235V217H236V214H232V213H234ZM242 212L244 213V209H243ZM246 212H247V211H246ZM253 212H254V213H253ZM227 213H228V214H227ZM243 213H242V215H243ZM240 215H241V214H240ZM256 215H257V216H256ZM258 215H259V216H258ZM224 216H225V217H224ZM249 216L251 217V214H249ZM249 216H248V212H247V215H245V217H249ZM260 216H261V217H260ZM222 217H224L225 222H224V220H223ZM241 217H242V216H241ZM245 217H244V215H243V218H244V219H245ZM219 218H220V217H219ZM236 218H238V216H237ZM259 218H258V219H259ZM212 219H213V220H212ZM239 219L241 220L240 216H239ZM250 219H253V218H250ZM250 219H248V220H246V221H249ZM255 219H254V221L250 220V221H252V222L249 221L250 223H253V222H254V224L256 225V226H255L254 224H252L254 227H253L249 222H247V223H249V224L251 225V226L249 225L250 228H249V227H248V228H249V231L252 232V233L249 232V237H256V236L258 237L259 233H257V232H261V231H260L261 229H260V227H258L257 225H261V224L264 225V223H261V224H260L258 219H257L258 221L256 220L257 222H255ZM217 220H218V221H217ZM232 220H234V219H232ZM240 220H238L239 223L242 222V224H244L243 221H240ZM242 220H243V219H242ZM262 220H263V221H262ZM197 221H198V220H197ZM211 221H212V222L214 221V223H216V222L219 223V225H218V223H216V224H217V227H218L217 229H216L215 226H214L215 224L213 225V223H212ZM219 221H220V222H219ZM229 221H230V219H229ZM234 221L238 222L236 219H235ZM234 221H233V222H234ZM244 221H245V220H244ZM233 222L230 221V225H231V223H232L233 226H231V229H228V230H227V231H229V232L224 233V235H226V234L228 235V233H230V231H231L232 228L234 227V230L231 231V234H232V235H233V233H234L233 231H236L235 233H238L240 230H241L242 233L244 234V235H242V236H241V235L239 236V235H237V234H234V236H233L234 238H238V237H241V238H242L243 236L246 237V235L248 234V229H247L248 224H244V227H243V225H241V223H240L241 227H243V228H242V229H238V227H240V226L238 225V223H237V226H238V227H237V226H235L236 224L233 223ZM197 223H198V222H196V224H197ZM257 223H258V224H257ZM199 224H200V223H198V225H199ZM211 224H212V226L207 227V226H209V225H211ZM223 224H222V225H223ZM199 226H200V225H199ZM213 226H214V228H213ZM223 226H224V225H223ZM227 226H226V227H227ZM245 227H246V228H245ZM262 227H263V226H262ZM198 228H199V227H198ZM211 228H212V230H211L212 232H211V231H208V230H210ZM252 228L254 229V231L256 232V234H253L254 231H253ZM255 228H257V231H256ZM207 229H208V230H207ZM223 229H225V227H223ZM223 229H222V232H224ZM237 229H238V231H237ZM243 229H245V231H246L247 233H246L245 231H243ZM246 229H247V230H246ZM258 229H259V230H258ZM205 230H207V231H205ZM216 230H217V231H216ZM213 231H214V232H213ZM220 231H221V230H219V232H220ZM225 231H226V230H225ZM45 232H46L45 227L42 228V225H41L40 223H37V224L35 225V227H34V235H35V236L40 237L41 235L45 234ZM219 232H218V233H219ZM222 232H220V233L222 234ZM232 232H233V233H232ZM209 233H205V234L208 235ZM242 233L239 232V234H242ZM205 234H203V236H205ZM231 234H229V235L232 237ZM245 234H246V235H245ZM257 234H258V235H257ZM227 235H226L225 237H227ZM220 236H221V235H220ZM222 236H223V234H222ZM230 236H229V238H230ZM235 236H236V237H235ZM233 237H232V238H233ZM215 238H216V237H215ZM222 238H223V237H222ZM227 238H228V237H227ZM38 253H39V256H43V257H45V249L39 251ZM106 260H107V261L105 262V264H113L110 260H108V259H106ZM60 263H61V262H60ZM60 263H58V264H60Z\"/></svg>", "mask_w": 264, "mask_h": 264}]
</instances>
